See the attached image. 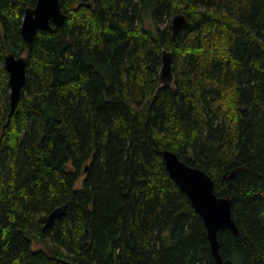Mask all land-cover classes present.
<instances>
[{
  "label": "trees",
  "instance_id": "16d2710c",
  "mask_svg": "<svg viewBox=\"0 0 264 264\" xmlns=\"http://www.w3.org/2000/svg\"><path fill=\"white\" fill-rule=\"evenodd\" d=\"M59 1L28 45L36 0H0V264H216L165 149L230 199L224 264H264V0ZM8 53L26 57L13 111Z\"/></svg>",
  "mask_w": 264,
  "mask_h": 264
},
{
  "label": "water",
  "instance_id": "95a60500",
  "mask_svg": "<svg viewBox=\"0 0 264 264\" xmlns=\"http://www.w3.org/2000/svg\"><path fill=\"white\" fill-rule=\"evenodd\" d=\"M64 14L59 0H36L33 6L24 10L21 34L28 45L31 44L37 30H50L52 26L61 25ZM188 19L184 14H177L171 20L172 38L186 26ZM161 71L158 88L170 85L174 81L172 72V52L163 49L161 52ZM5 67L8 71L10 86V109L13 111L20 97L25 82L26 57H16L13 53L5 56ZM166 170L176 184L188 195L194 209L203 219L207 238L216 264H224L218 248L217 233L220 229L228 228L233 233L238 229L231 214L230 199L217 196L214 192V181L199 167L190 165L180 159L170 150L161 152ZM87 170V166L85 167ZM64 207L59 206L44 216V227L51 226L63 214Z\"/></svg>",
  "mask_w": 264,
  "mask_h": 264
},
{
  "label": "rangeland",
  "instance_id": "374dc122",
  "mask_svg": "<svg viewBox=\"0 0 264 264\" xmlns=\"http://www.w3.org/2000/svg\"><path fill=\"white\" fill-rule=\"evenodd\" d=\"M147 24L149 25V24H150V22L148 21V22H147Z\"/></svg>",
  "mask_w": 264,
  "mask_h": 264
}]
</instances>
